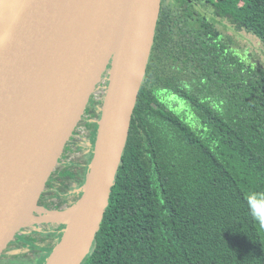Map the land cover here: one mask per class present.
Listing matches in <instances>:
<instances>
[{"label": "trees", "instance_id": "16d2710c", "mask_svg": "<svg viewBox=\"0 0 264 264\" xmlns=\"http://www.w3.org/2000/svg\"><path fill=\"white\" fill-rule=\"evenodd\" d=\"M165 1L116 184L83 264H264V63L240 55L193 3L179 0L175 11ZM201 1L232 33L264 44V0ZM77 174L60 168L51 196Z\"/></svg>", "mask_w": 264, "mask_h": 264}, {"label": "water", "instance_id": "95a60500", "mask_svg": "<svg viewBox=\"0 0 264 264\" xmlns=\"http://www.w3.org/2000/svg\"><path fill=\"white\" fill-rule=\"evenodd\" d=\"M162 0H0V264L38 221L104 76L94 150L47 264H83L110 203ZM46 221V220H43Z\"/></svg>", "mask_w": 264, "mask_h": 264}, {"label": "rangeland", "instance_id": "374dc122", "mask_svg": "<svg viewBox=\"0 0 264 264\" xmlns=\"http://www.w3.org/2000/svg\"><path fill=\"white\" fill-rule=\"evenodd\" d=\"M193 3L196 8L205 13L208 21L215 25L222 36L233 45L234 49L242 56H245L250 61L259 64L264 63V44L260 40L247 32L240 30V32L232 33L231 29L235 26L227 18H220V20L212 19L215 9L212 6H207L201 0H187ZM179 0H166L165 7L168 10L180 11ZM108 84V76H104L99 90L106 91ZM104 96L96 97L90 105L91 111L94 112L89 115L87 121L90 120L96 125L94 133L86 136L84 134V124L78 129L73 143L71 144V151L67 152L64 161L60 168L71 165L78 172L77 177L69 180L66 191H59L54 189L55 196H49L50 206L44 207L38 215V221L32 224L28 229L26 235H34L37 238L47 237L56 240L58 243L62 235L67 229L66 220L69 218L76 201L78 200L83 184L85 182L89 163L91 162L94 150L95 135L97 129V121L100 115V107ZM63 197H68L72 202L65 203L63 206L54 205ZM55 199V201H53ZM46 220V221H43ZM22 246L19 247L13 256L10 257L7 264H47L53 256V249H48L46 242H33L30 239L22 238Z\"/></svg>", "mask_w": 264, "mask_h": 264}, {"label": "flooded vegetation", "instance_id": "af4514ba", "mask_svg": "<svg viewBox=\"0 0 264 264\" xmlns=\"http://www.w3.org/2000/svg\"><path fill=\"white\" fill-rule=\"evenodd\" d=\"M89 109H90V108H89ZM93 123H96V122H93ZM93 133H94V129H92V130L89 131V135H90V134H93ZM71 148H72V147H70L69 151H71ZM50 190H51V189H50ZM50 190H49V191H50ZM49 191H48V193L46 194V196H45V198L43 199V201H44V202H48V204H49V206H50V200H48V198H49V196H51V193H49ZM51 197H52V196H51ZM66 198H68V197H66ZM45 199H46V200H45ZM61 199H62V198H61ZM61 199H60V200H61ZM60 200H58L56 203H54V205H58L59 202H60ZM53 201H55V199H53ZM47 206H48V205H46V204H44V203L42 204V207H43V208H44V207H47ZM60 206H63V205H60ZM43 208H42V209H43ZM18 248H19V247H18Z\"/></svg>", "mask_w": 264, "mask_h": 264}, {"label": "built area", "instance_id": "2783aa9c", "mask_svg": "<svg viewBox=\"0 0 264 264\" xmlns=\"http://www.w3.org/2000/svg\"><path fill=\"white\" fill-rule=\"evenodd\" d=\"M105 94V92L103 91V90H98V93L96 94V96H95V98L97 97H101V96H103ZM85 125V124H84ZM84 134L86 135V136H88L89 135V129H88V127L85 125L84 126Z\"/></svg>", "mask_w": 264, "mask_h": 264}]
</instances>
